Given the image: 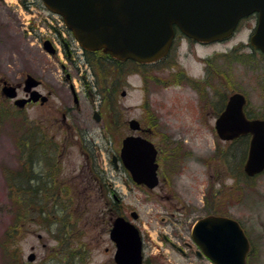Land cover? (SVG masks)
<instances>
[{"label": "rangeland", "instance_id": "374dc122", "mask_svg": "<svg viewBox=\"0 0 264 264\" xmlns=\"http://www.w3.org/2000/svg\"><path fill=\"white\" fill-rule=\"evenodd\" d=\"M24 1L0 0V264H73L59 254L69 245L58 246L39 229L40 222L15 241L7 240L13 225L7 171L21 169L17 139L24 123L34 121L41 122L47 138L59 141L57 168L46 172L65 193L71 187V201L62 198L66 207L59 209L72 222L80 217L83 223L85 213V226L79 220L71 237L75 246L81 241L84 252L76 264H115L111 222L118 215L133 221V212L138 214L133 222L143 236L146 264H214L197 255L192 239L194 225L208 215L237 220L253 247L249 264H264V172L252 179L243 174L246 160L241 165L239 157L250 139L236 146L216 132L218 111L234 93L248 98L249 115L264 120V58L251 53L249 45L256 19L244 20L222 43L201 46L179 40L165 62L127 67L117 75L106 68L103 76L104 69L92 66L58 16L47 13L40 0H29V8ZM46 42L55 45L53 52ZM236 47L240 49L231 53ZM28 75L41 81L37 87L49 100L21 110L3 88L20 86L18 97H24ZM8 112L13 114L1 118ZM64 114L72 124L69 134L62 127ZM131 119L141 122L146 130L140 134L160 151V183L154 189L136 185L121 162L118 169L112 163L123 139L138 134L129 126ZM88 155L108 172L123 205L115 207L112 195L97 185L95 163L88 165ZM31 253L34 261L28 260Z\"/></svg>", "mask_w": 264, "mask_h": 264}, {"label": "water", "instance_id": "95a60500", "mask_svg": "<svg viewBox=\"0 0 264 264\" xmlns=\"http://www.w3.org/2000/svg\"><path fill=\"white\" fill-rule=\"evenodd\" d=\"M46 7L60 14L81 46L89 51H103L118 60L139 63L155 62L170 50L174 27L190 38L214 42L231 36L239 21L258 14V24L251 45L264 53V0H43ZM46 47L50 52L53 49ZM32 76L26 80L27 91L39 85ZM10 98L17 96L15 87H5ZM125 94V92H124ZM42 97L37 91L30 99H18L24 105ZM47 100L46 96L42 101ZM246 97L231 96L218 118L216 129L223 140L251 135L244 171L254 177L264 171V120L248 119L244 113ZM100 120L98 113L94 114ZM139 130L137 120L130 121ZM157 149L147 138L128 136L123 140L121 159L133 180L153 189L159 184ZM116 161V158H114ZM133 218L138 214L134 212ZM116 243V264H143V241L139 229L124 217L113 221L110 232ZM192 238L215 264H248L250 241L238 221L225 216H207L199 220ZM201 254V253H200ZM36 255L29 256L34 261Z\"/></svg>", "mask_w": 264, "mask_h": 264}, {"label": "trees", "instance_id": "16d2710c", "mask_svg": "<svg viewBox=\"0 0 264 264\" xmlns=\"http://www.w3.org/2000/svg\"><path fill=\"white\" fill-rule=\"evenodd\" d=\"M239 49L240 47H236L231 53H236ZM93 54L94 56L92 55L93 57L90 59L91 64L101 71L104 69L103 76H106V73L109 71L117 75L122 71L125 72L127 67L132 69L138 67L134 62L118 61L102 52H95ZM261 56L264 58L263 55ZM129 64L134 66H129ZM106 68H108L106 70L107 72L105 71ZM10 114L13 113L8 112L1 118H6ZM24 124L26 129L19 136V139H17L18 143L16 145L21 155L20 163L22 167L20 170L7 171V185L13 205V225L6 233L8 234L7 240L15 241L17 236H20L23 230H27L28 232V230L32 229V223L40 222L39 229L45 230L52 238H54L57 241L58 246L65 242L69 245L67 249L63 250L62 253H59L61 254L63 261H71L73 264H76V258H81L84 252H82L81 247H79L82 245L81 241H78L75 246L71 243V237L74 235L73 230H75L79 220L81 221L82 218L78 217L72 222L70 215H65L62 210L59 209L60 206L62 208L66 207L62 202V198L66 200H64L65 203L68 200L71 201V187L67 185L65 193L64 188L58 184V181L53 178L47 179L46 177L48 176L46 174L48 170L57 168V160L55 164L54 161L57 153H61L59 150V141L54 137L47 138V133L41 125H36L35 123L30 124L27 122ZM246 141H248L247 138H241L233 142L232 145L238 146L239 143H244ZM247 154L248 149L244 150V153L239 157L241 165L242 162L246 160L245 158L247 157ZM219 158L222 160L223 155ZM48 163L52 164L49 165ZM35 166L39 169V172L36 175L34 174ZM243 174H245L244 171ZM54 181L56 183H54ZM62 193L65 194L63 197ZM65 212H67L66 208ZM82 214L84 215L83 223L82 221L81 223L84 227L86 219L85 213ZM83 245H85V243H83ZM14 246L16 247V243H14ZM80 264H82L81 261Z\"/></svg>", "mask_w": 264, "mask_h": 264}, {"label": "flooded vegetation", "instance_id": "af4514ba", "mask_svg": "<svg viewBox=\"0 0 264 264\" xmlns=\"http://www.w3.org/2000/svg\"><path fill=\"white\" fill-rule=\"evenodd\" d=\"M26 4L27 5H31L32 4V2L31 1H29V0H26ZM179 40H181V41H185V42H188V43H190V44H197V45H201V46H203V45H205L204 43H198V42H196V41H194V40H190V39H187V38H185V37H182V36H180L178 33H177V35H176V37H175V40H174V43H173V48H172V50H171V52H170V54H169V57L172 55V52H173V50L177 47V43H178V41ZM62 42L64 43V46H65V49H66V51L67 52H70V46H69V43L65 40V38L64 39H62ZM53 45V44H52ZM53 47H55V45L53 46ZM86 56H87V60H90V58H91V56L90 55H88L87 53H84ZM215 55H217L216 53H215ZM214 56V55H213ZM208 57H211V56H208ZM207 57V58H208ZM206 58V60H205V62L206 61H209V59H207ZM206 76H207V73H206ZM203 79H201L200 81H202ZM204 81V83H207V80L205 79V80H203ZM3 83H5V84H8V85H12V83H9V82H7V81H4ZM218 84H220L221 85V83H218ZM41 85V84H40ZM39 87V86H38ZM38 87H36V88H34V89H37L38 91H39V89H38ZM207 87H209L210 88V86L209 85H207ZM17 88H20V86H17ZM33 89V90H34ZM218 89H220V88H218ZM25 91V90H24ZM31 94H32V90L31 91H28V92H26L25 91V97L27 98V97H30L31 96ZM73 94H74V101L75 102H78L79 100H78V97H77V94H75V91L73 92ZM230 98V97H229ZM229 98H228V100L225 102V104H224V106H221L220 107V109H219V111H218V113H222L223 111H224V109L226 108V106H227V103H228V101H229ZM248 99V98H247ZM38 104H41V105H45L46 103H42L41 102V100H39V101H37V102H31V103H29L28 105L29 106H31V107H33V106H35V105H38ZM247 106H248V103H247ZM247 106H246V108H245V112H246V114H248V111H247ZM223 107V108H222ZM222 108V109H221ZM220 113V114H221ZM220 114L217 116V118L220 116ZM250 116H252V115H250ZM63 121L66 123V125L65 124H63L62 125V123L60 124V125H62V127H63V130H65L66 131V133L67 134H69V132L72 130V124L71 123H69L68 122V116H67V114H64V117H63ZM36 124H38V125H41V122H38V121H34ZM63 122V123H64ZM42 126V125H41ZM70 130V131H69ZM145 128H142V130L140 131V132H138V134H140V133H145ZM140 135H142V134H140ZM114 156H116L115 154L113 155V157ZM118 157V156H117ZM118 160H117V162L115 163V162H113V160H112V163L114 164V166L118 169L119 168V162H121V160H120V158H117ZM87 161H89V164L88 165H90L91 164V162H93V163H95L94 164V167L92 168V172H93V176H94V180H95V182L97 183V185H100V189H102V191H104V190H107L108 191V195H112V203H113V205L115 204V207H117V205H121L123 202H122V200H121V198L119 197L120 195H118V193L116 192V190H113L112 188H111V183H109V181L108 180H110V178L108 177V172L105 170V168L104 167H101V166H99L98 165V162H94L93 161V159L92 158H90L89 157V155L87 156ZM92 163V164H93ZM91 166V165H90ZM85 167V166H84ZM91 168V167H90ZM34 174L36 175L37 173L34 171ZM34 180V179H33ZM101 191V190H100ZM113 191V193H111ZM123 205V204H122ZM197 255L198 256H200L199 254H198V251H197ZM201 257V256H200Z\"/></svg>", "mask_w": 264, "mask_h": 264}, {"label": "bare ground", "instance_id": "6f19581e", "mask_svg": "<svg viewBox=\"0 0 264 264\" xmlns=\"http://www.w3.org/2000/svg\"><path fill=\"white\" fill-rule=\"evenodd\" d=\"M253 248V247H252Z\"/></svg>", "mask_w": 264, "mask_h": 264}]
</instances>
